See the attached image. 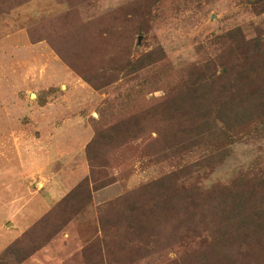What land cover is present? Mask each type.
<instances>
[{"label": "rangeland", "instance_id": "obj_1", "mask_svg": "<svg viewBox=\"0 0 264 264\" xmlns=\"http://www.w3.org/2000/svg\"><path fill=\"white\" fill-rule=\"evenodd\" d=\"M254 187L264 0H0V264H243Z\"/></svg>", "mask_w": 264, "mask_h": 264}, {"label": "trees", "instance_id": "obj_2", "mask_svg": "<svg viewBox=\"0 0 264 264\" xmlns=\"http://www.w3.org/2000/svg\"><path fill=\"white\" fill-rule=\"evenodd\" d=\"M259 51V47H256L252 49V52L250 53L252 56L250 63L251 68L259 66ZM238 103H240V100ZM236 105L238 106L237 103ZM257 185H259V183ZM234 191L235 193H232V197L229 202V209H226V207H219L220 204L218 205V208H222V214L224 215L225 223L223 225H226L229 229H231L233 226L231 221L234 220V215L239 214L237 219L238 230L243 233L244 237L255 236V242L253 243L254 246L259 247L262 244L264 245V207L262 205L257 206L253 204L256 203L255 199L258 200L256 188H252V192L248 195L249 198L243 196L240 192L236 193V188ZM247 199H250V201H246ZM250 202L252 203L250 204ZM229 215H231V217ZM249 227H252V229L249 230ZM244 245H250V243H244ZM22 259L23 258H20V260ZM230 261H232V264H236L238 262L237 259H234L233 261V258H231ZM242 262L243 264H264V256L254 258L250 257Z\"/></svg>", "mask_w": 264, "mask_h": 264}]
</instances>
